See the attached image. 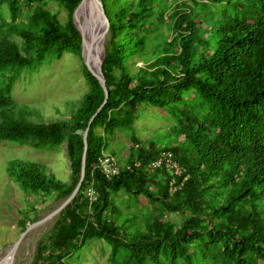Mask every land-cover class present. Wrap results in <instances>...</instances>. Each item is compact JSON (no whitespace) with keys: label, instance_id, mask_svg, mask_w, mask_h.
<instances>
[{"label":"trees","instance_id":"1","mask_svg":"<svg viewBox=\"0 0 264 264\" xmlns=\"http://www.w3.org/2000/svg\"><path fill=\"white\" fill-rule=\"evenodd\" d=\"M80 1L0 0V142L65 146L69 161L67 180L44 162H7L26 199L21 232L38 220L37 205L62 202L76 187L88 127L83 180L30 264H69L91 238L110 245V264H264V0H101L103 105L73 21ZM63 52L80 57L88 91L68 101L77 103L68 118L45 120L11 89L23 68ZM142 104L168 112L174 145L129 135L128 155L106 178L98 160L106 139L130 129ZM162 151L189 174L175 192L166 170L148 167ZM139 198L146 203L133 209Z\"/></svg>","mask_w":264,"mask_h":264},{"label":"rangeland","instance_id":"2","mask_svg":"<svg viewBox=\"0 0 264 264\" xmlns=\"http://www.w3.org/2000/svg\"><path fill=\"white\" fill-rule=\"evenodd\" d=\"M47 8L56 12L58 18L66 19L67 11L57 3H50ZM94 17L95 3H89L85 7L81 2L75 11V22L79 28H83L87 43L86 54L82 53L83 61L86 57L88 60L93 50L95 35L93 29L96 28ZM87 91L88 85L82 74L80 57L71 52H63L60 57L48 53L34 66L23 68L13 83L11 96L15 102L28 104L27 106L38 111L45 120H57L61 117L68 118L72 107L75 108L77 105V103L68 104V101L81 99ZM137 114L138 118L130 129L119 130L106 139V152L114 154L117 159H125L122 153L128 155L129 135L137 137L141 144L153 142L160 147L174 145V137L168 134L174 122L165 109L142 104ZM34 120L39 119L34 117ZM11 159L44 162L62 180L68 179L66 176H69V161L65 146L37 150L29 144L0 142V264H8L9 261L10 264H30L38 242L50 228L54 218L32 226L22 235L23 232L19 230L17 221L24 216L23 211L27 208L26 199L23 198L22 190L5 174V166ZM136 202L146 203L143 198L132 201L130 204L133 209ZM60 203L61 200L50 199L37 205L38 220L49 214ZM29 219H34V216H29ZM27 221V225L31 224V221L28 219ZM19 238V244L11 258L10 249ZM110 250V245L104 241L91 238L82 247L74 250L67 257V261L69 264H110L107 260Z\"/></svg>","mask_w":264,"mask_h":264},{"label":"water","instance_id":"3","mask_svg":"<svg viewBox=\"0 0 264 264\" xmlns=\"http://www.w3.org/2000/svg\"><path fill=\"white\" fill-rule=\"evenodd\" d=\"M83 0L80 1L79 5L81 4ZM95 3V17H94V24H95V43L93 46V50L92 53H90V56L93 58L94 60V55L96 53H98L97 55V59H96V67H94V62L93 60H86L84 59V62L87 66V68L90 70V72L92 73V75H94L98 82L100 83L101 87L104 90L105 93V98L104 101L102 103V105L104 104L105 100L107 99L108 93L106 90V84H105V77L102 71V62L104 59V53H105V46H104V37H105V24H104V11H103V6H102V2L101 0H93ZM79 5L74 9L73 11V21L77 27V29L80 32L81 35V43H82V53L87 49V46L85 47V39H84V34H83V28H79L78 24L75 22V11L77 10V8L79 7ZM89 56V57H90ZM91 58V59H92ZM102 105L98 108V110L102 107ZM97 110V111H98ZM93 118V117H92ZM91 120L89 121L88 125L90 124ZM87 130L88 127L84 130L83 132V141H84V148H83V153H82V157H81V170H80V179L76 185V187L73 189V191L70 193V195L68 197H66L55 209H53L49 214H47L45 217H43L40 220H37L29 225H27L26 229L23 231L22 235L32 226L37 225L39 223H42L48 219H52L54 216H56L60 210L66 206V204L74 197V195L76 194V192L78 191L80 184L83 180V176H84V167H85V159H86V150H87V143H86V137H87ZM20 241V238L17 239L12 248L10 249V256L12 258L13 253L16 249V247L18 246ZM10 264V261L9 263Z\"/></svg>","mask_w":264,"mask_h":264},{"label":"clouds","instance_id":"4","mask_svg":"<svg viewBox=\"0 0 264 264\" xmlns=\"http://www.w3.org/2000/svg\"><path fill=\"white\" fill-rule=\"evenodd\" d=\"M81 53H82V49H81ZM129 147V145H128ZM103 154H109L111 155L116 163L120 166V162L117 161L115 158V156H113L111 153L106 152V150L103 152ZM103 155H101L100 157H102ZM122 156L126 157V154L122 153ZM99 157V158H100ZM121 159V158H120ZM99 160V159H98ZM119 160V158H118ZM122 160V159H121ZM169 160V161H168ZM167 162H171L172 165H168ZM136 165H138L139 163H135ZM173 164H175V166H173ZM100 166V164H99ZM148 167L151 170L154 169H164L166 170L169 174H170V178L168 181V190L170 192H175L179 189H181L184 184L185 181L188 179L189 174L185 173V168L182 167L175 159H174V155L172 151H162L161 155L155 159H152L149 162ZM102 171V170H101ZM104 174V173H103ZM106 177V176H105ZM111 177V176H110ZM110 177H106V178H110ZM27 227V226H26ZM26 229V228H25Z\"/></svg>","mask_w":264,"mask_h":264},{"label":"built area","instance_id":"5","mask_svg":"<svg viewBox=\"0 0 264 264\" xmlns=\"http://www.w3.org/2000/svg\"><path fill=\"white\" fill-rule=\"evenodd\" d=\"M169 161V160H168ZM168 165H172L171 162H167ZM100 169L104 173L106 177H110L113 174H116L119 170V165L116 163L115 159L109 154H103L102 157L99 158ZM175 166V164H173ZM93 192L88 189V194H92Z\"/></svg>","mask_w":264,"mask_h":264},{"label":"bare ground","instance_id":"6","mask_svg":"<svg viewBox=\"0 0 264 264\" xmlns=\"http://www.w3.org/2000/svg\"><path fill=\"white\" fill-rule=\"evenodd\" d=\"M83 2V5L86 7L89 3H94V1L93 0H83L82 1ZM83 33H84V31H83ZM93 33H95V29H93ZM84 39H85V34H84ZM94 43H95V35H94V41H93V46H94ZM87 46V43H86V39H85V47ZM85 52V54H86V50H85V48H84V51H83V53ZM91 53V52H90ZM97 55H98V53H96L95 55H94V60H93V58L92 59H90V57H88V60H93V62H94V67H96V59H97ZM89 56H90V54H89ZM85 57H86V55H85ZM86 60H87V57H86ZM54 218V217H53Z\"/></svg>","mask_w":264,"mask_h":264}]
</instances>
